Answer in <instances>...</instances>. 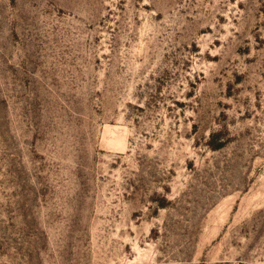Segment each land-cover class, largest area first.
I'll return each mask as SVG.
<instances>
[{"label":"rangeland","instance_id":"obj_1","mask_svg":"<svg viewBox=\"0 0 264 264\" xmlns=\"http://www.w3.org/2000/svg\"><path fill=\"white\" fill-rule=\"evenodd\" d=\"M0 264H264V0H0Z\"/></svg>","mask_w":264,"mask_h":264}]
</instances>
